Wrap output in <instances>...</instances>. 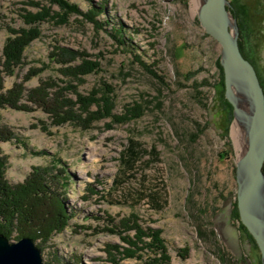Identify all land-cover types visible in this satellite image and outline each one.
Listing matches in <instances>:
<instances>
[{"label": "rangeland", "instance_id": "1", "mask_svg": "<svg viewBox=\"0 0 264 264\" xmlns=\"http://www.w3.org/2000/svg\"><path fill=\"white\" fill-rule=\"evenodd\" d=\"M67 1L82 12L101 4L99 26L78 13L69 14L66 23L40 22V35L23 50L21 64L3 76L2 91L17 84L25 88L18 101L25 108L0 107V136L13 134L0 141L4 180L23 183L35 168H45L53 191L73 215L62 231L34 240L43 262L165 264L122 238H134L136 231L127 227L139 224L159 230L170 256L166 264H262L258 248L231 215L232 166L242 150L232 129L234 116H226L224 84L215 87L221 47L200 25L198 12L192 14L190 0ZM227 1L238 42L264 90V0ZM43 6L50 14L62 12L47 0H0V56L9 36L6 26H23V10ZM118 26L120 39L112 33ZM69 54L74 60L65 69L59 60ZM82 58L99 69L83 75ZM102 89L114 95L115 119L96 118L95 105L85 113L77 100L76 93L99 96ZM31 91L37 95L30 98ZM138 102L145 105L144 114L122 122L125 108ZM52 104L56 110L49 109ZM66 110L75 116L65 119L59 112ZM130 138L155 153L141 154L125 170L120 158ZM140 192L158 193L163 207L156 210L146 198L140 200ZM16 236L14 231L8 239Z\"/></svg>", "mask_w": 264, "mask_h": 264}, {"label": "trees", "instance_id": "2", "mask_svg": "<svg viewBox=\"0 0 264 264\" xmlns=\"http://www.w3.org/2000/svg\"><path fill=\"white\" fill-rule=\"evenodd\" d=\"M50 4H55L62 11L61 13L50 14L48 7H41V10H37L36 12H31L29 10H23L20 14L23 19V26L20 27H11L9 25L6 26L7 31L9 32V36L6 38L2 52L0 56V107L9 106L18 109H24V105H20L18 103L20 97H22L25 88L21 85H15L11 89L3 90V76L5 74L12 75L14 73V69L21 64L23 58V50L25 47L35 38L39 37L40 29L38 27L39 23L48 19L54 20L56 23H66L67 17L71 13L81 14L84 18H86L89 22L93 23L95 27H98V18L97 14L102 11L103 6L101 4L91 5L87 12H82L77 8L76 5L70 4L67 0H47ZM35 5H38L35 3ZM98 8V10H97ZM112 33L114 37L121 36V27H113ZM120 35V36H119ZM239 49L242 55L248 59L246 54L242 49V42H238ZM74 53V52H73ZM80 55V54H79ZM67 56V55H66ZM73 55H68L67 58H64L61 61V64L65 69L69 66H66L67 62L74 60ZM136 61H138L142 66H144L151 74H153L156 78L161 80V77L153 70L148 68L143 60L140 59V56H135ZM249 60V59H248ZM81 66L78 67L79 70H82L83 75L96 72L99 69L98 63L89 61L86 59H81ZM216 65L219 70V79L215 83L216 86H220L223 88V73L222 67L219 61L216 62ZM71 68V67H69ZM206 83V81L204 82ZM100 95L96 96L95 92H92L89 96H81L77 94V100L81 102L84 107L83 111L85 113H89L91 110L89 107L92 105L96 106V111H92V114L95 115L96 118H109L115 119L116 114L113 112L115 107L114 95H112V91L109 89H102L100 91ZM37 95L36 92L33 94L32 91L28 93L31 98L32 95ZM95 95V96H94ZM42 96H38L36 99L40 101ZM104 102L108 103L107 106L103 105ZM45 102H43L44 104ZM223 103L226 108V116L228 119L232 116V106L231 104L223 97ZM64 104V103H63ZM53 106L49 108L50 110H56V104H52ZM58 105V104H57ZM145 110V105L135 103L133 106L129 108H125V114L123 115L122 122L127 123L132 120L139 119ZM64 113L67 118L68 116L74 117L69 110ZM97 114V115H96ZM65 120H61L64 122ZM4 135L0 136V141L8 140L12 137L11 132H4ZM143 153L154 154L155 149L145 150L140 147V144L133 140L129 139V143L124 148L121 154L120 161L122 163L123 168L131 169L134 167L136 161L139 160V157ZM220 158H224L223 154H219ZM1 164V161H0ZM54 166H60V160L56 159ZM123 169V170H124ZM262 171L264 173V163L262 166ZM124 172V171H123ZM232 172L234 174V165L232 166ZM48 174L45 168L37 167L32 171V173L27 177V179L23 183H19L16 185H9L6 180L3 178L2 168L0 166V233L5 235L7 238L10 237L12 232L16 231V238L19 239L22 236H29L33 240L45 241L47 240L53 232L62 231L69 222V219L73 216L70 212L65 208L63 201L61 198L53 191L52 186L50 185V181H48ZM115 180L114 182H117ZM191 194L188 195L187 201L191 200ZM235 197V194H234ZM138 198L144 199L150 203V205L156 210H160L165 200L158 193H149L145 194L140 192L138 194ZM200 212L206 213V210L200 208ZM207 209V213H208ZM231 215L235 220L238 221V229L243 231L248 239L255 244L252 236L249 234L245 226L240 222L238 210L236 207V200L232 204ZM207 223L209 227L211 222L208 220ZM128 230L133 229L136 231V235L134 238H130L128 236L122 237L127 241L129 245H134V242L139 243V246L136 248L138 250H146L153 255H158V257H153L154 261H160L162 263H168L170 260V256L167 253V245L164 240L160 236V232L157 229L145 228L143 229L139 224H133L127 227ZM196 233L200 236L204 235L203 230L201 229L199 224H195ZM210 234L215 235L214 230L210 227ZM147 238V239H145ZM256 245V244H255ZM257 247V246H256ZM128 252L129 247L125 248ZM127 256L132 257L133 251L127 253ZM219 257L221 260L224 258V252L220 251Z\"/></svg>", "mask_w": 264, "mask_h": 264}, {"label": "water", "instance_id": "3", "mask_svg": "<svg viewBox=\"0 0 264 264\" xmlns=\"http://www.w3.org/2000/svg\"><path fill=\"white\" fill-rule=\"evenodd\" d=\"M228 5L227 0H201L198 19L221 47L224 95L245 133V149L234 165L236 207L264 264V90L255 67L239 49L238 29L235 19L230 21ZM0 264L45 263L31 237L10 241L0 233Z\"/></svg>", "mask_w": 264, "mask_h": 264}, {"label": "bare ground", "instance_id": "4", "mask_svg": "<svg viewBox=\"0 0 264 264\" xmlns=\"http://www.w3.org/2000/svg\"><path fill=\"white\" fill-rule=\"evenodd\" d=\"M190 2H191V12L194 15L199 10L200 4H201V0H190ZM230 21H231V23L233 22V17L231 15H230ZM242 102L244 103L243 100H242ZM232 129H233L234 132H236L235 134L238 137L239 146H240V148L242 150V152H241V154H242L244 149H245V145H246L245 133H244L241 125L239 124V122L237 120H235L234 127Z\"/></svg>", "mask_w": 264, "mask_h": 264}, {"label": "flooded vegetation", "instance_id": "5", "mask_svg": "<svg viewBox=\"0 0 264 264\" xmlns=\"http://www.w3.org/2000/svg\"><path fill=\"white\" fill-rule=\"evenodd\" d=\"M261 83V82H260ZM262 85V84H261ZM263 87V86H262Z\"/></svg>", "mask_w": 264, "mask_h": 264}]
</instances>
